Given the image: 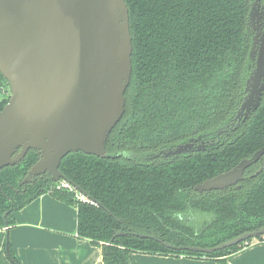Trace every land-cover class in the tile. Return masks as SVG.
Listing matches in <instances>:
<instances>
[{
    "label": "trees",
    "instance_id": "trees-1",
    "mask_svg": "<svg viewBox=\"0 0 264 264\" xmlns=\"http://www.w3.org/2000/svg\"><path fill=\"white\" fill-rule=\"evenodd\" d=\"M124 2L132 38L124 112L107 136L105 156L70 153L59 166L64 179L94 204L51 188L48 174L23 187V177L38 159L30 150L20 163L0 170V229L4 220L10 227L14 213L48 193L76 206L77 235L101 249L103 264H129L130 253L225 263L245 244L204 255L162 243L209 248L264 228V154L238 188L194 190L264 147V93L258 108L236 121L253 68L247 22L254 0ZM5 86L0 75V90ZM7 99L0 100V111ZM222 128L219 144L197 157L143 162L201 135L216 141ZM120 231L127 235L114 237ZM7 258L19 264L10 244Z\"/></svg>",
    "mask_w": 264,
    "mask_h": 264
},
{
    "label": "water",
    "instance_id": "water-1",
    "mask_svg": "<svg viewBox=\"0 0 264 264\" xmlns=\"http://www.w3.org/2000/svg\"><path fill=\"white\" fill-rule=\"evenodd\" d=\"M259 1L254 0L248 13V31L253 34L249 58L254 63L245 81L246 96L236 114L242 121L258 108L264 93V12L258 11ZM131 54L124 0H0V75L10 92L0 111V170L20 163L32 150L39 157L23 182L44 174L58 182L63 179L61 160L68 154L105 156L107 136L124 112ZM224 132L226 128L219 129L215 136ZM205 137L191 139L169 153H186L192 149L190 142ZM218 142L209 147H216ZM263 154L264 147L233 168L197 184L194 190L202 194L237 186L245 170ZM144 159L150 158L147 155ZM3 229L8 256L6 220ZM261 236L264 228L209 248L162 245L210 255Z\"/></svg>",
    "mask_w": 264,
    "mask_h": 264
},
{
    "label": "crops",
    "instance_id": "crops-1",
    "mask_svg": "<svg viewBox=\"0 0 264 264\" xmlns=\"http://www.w3.org/2000/svg\"><path fill=\"white\" fill-rule=\"evenodd\" d=\"M3 94L0 92V100ZM12 218L9 244L19 264H103L101 249L77 235L75 205L46 193ZM5 235V230L0 229V264H12L5 254ZM129 264H264V240H254L227 257L225 263L206 258L130 253Z\"/></svg>",
    "mask_w": 264,
    "mask_h": 264
},
{
    "label": "flooded vegetation",
    "instance_id": "flooded-vegetation-1",
    "mask_svg": "<svg viewBox=\"0 0 264 264\" xmlns=\"http://www.w3.org/2000/svg\"><path fill=\"white\" fill-rule=\"evenodd\" d=\"M258 11L259 12H264V0H260L259 1V9H258ZM254 63V62H253ZM236 121L238 122V123H240V122H242V119L241 118H236ZM230 130H234V129H230ZM221 137H222V135H220L219 136V139H217L216 141L213 139V137H211V136H206L205 138H203L202 140H199V141H197V142H190L191 143V150H189V151H186V153H183V154H174V153H169V152H174L175 151V149L177 148V146H179V145H184V144H187V143H189V141L190 140H188L187 142H184V143H181V144H178V145H176V146H174V147H172V148H168V149H166V150H163V151H160V152H157V153H155V154H151V155H148L149 156V158L150 159H144L143 158V162L144 163H146V164H151V163H153L154 161H158V162H160V163H169V162H171V161H174L176 158H188V157H197V155L200 153V152H207L208 150H210V149H212V147H209V145H210V143H212V142H217V141H219L220 139H221ZM218 144H219V142H218ZM217 144V145H218ZM216 145V146H217ZM202 147V150H200V148ZM214 148V147H213ZM36 152V151H35ZM38 154V153H37ZM158 155L157 157H155V155ZM38 157H39V155H38ZM24 159V158H23ZM38 160V159H37ZM259 162V161H258ZM257 162V163H258ZM36 163V162H35ZM34 163V164H35ZM256 163V164H257ZM255 165V164H254ZM33 166V165H32ZM31 166V167H32ZM233 168V167H232ZM250 168V167H249ZM261 169V168H260ZM247 170V169H246ZM246 170H245V172H246ZM29 171V170H28ZM27 171V172H28ZM27 172H26V174H27ZM245 172H244V174H243V180H244V175H245ZM45 175H47V174H44V175H40V176H38V177H36V178H34V179H32V180H29V181H26L25 183L23 182V180H24V178L26 177V175L23 177V179H22V182H21V184L23 185V187H25L26 188V186L28 185V184H30L31 182H34L37 178H39V177H42V176H45ZM49 175V174H48ZM51 178V177H50ZM52 180V179H51ZM242 180V181H243ZM241 181V182H242ZM53 182V181H52ZM241 182H239L238 183V187H239V185H240V183ZM54 183V185L53 186H51V188H53V189H56V190H62V189H64V190H68V191H71V192H73L74 193V197H75V199H77V200H79L80 202H89L90 200L89 199H87L86 197H84L83 195H81V194H79L78 193V191H77V188H75V186H73L72 184H70L69 182H67L65 179H64V177H63V179H61V180H59L58 182H53ZM237 186H232V187H236V188H238ZM50 188V189H51ZM229 188V187H228ZM227 189V188H226ZM225 190V189H224ZM16 192H18V191H16ZM48 194V193H47ZM198 194H200V193H198ZM91 202V204H94L92 201H90ZM119 222V221H118ZM119 233H122L123 235H121V236H126L127 235V233H124V232H118L117 234H119ZM114 237H118V236H116V234H115V236ZM255 240H256V238H255ZM245 243H247V241L246 242H244L243 244H245Z\"/></svg>",
    "mask_w": 264,
    "mask_h": 264
},
{
    "label": "rangeland",
    "instance_id": "rangeland-1",
    "mask_svg": "<svg viewBox=\"0 0 264 264\" xmlns=\"http://www.w3.org/2000/svg\"><path fill=\"white\" fill-rule=\"evenodd\" d=\"M0 92H2V94H3V96L5 97V98H8L9 97V94H10V92H9V86L8 87H3V89H1L0 90ZM255 239H252L249 243L251 244L253 241H254Z\"/></svg>",
    "mask_w": 264,
    "mask_h": 264
},
{
    "label": "built area",
    "instance_id": "built-area-1",
    "mask_svg": "<svg viewBox=\"0 0 264 264\" xmlns=\"http://www.w3.org/2000/svg\"><path fill=\"white\" fill-rule=\"evenodd\" d=\"M249 245H250V243H245L244 246H245V248H246V247H248Z\"/></svg>",
    "mask_w": 264,
    "mask_h": 264
}]
</instances>
